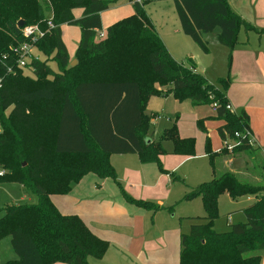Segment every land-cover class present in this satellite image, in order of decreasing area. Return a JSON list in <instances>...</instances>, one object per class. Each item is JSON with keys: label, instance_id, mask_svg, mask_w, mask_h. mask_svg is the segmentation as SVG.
Returning <instances> with one entry per match:
<instances>
[{"label": "trees", "instance_id": "obj_1", "mask_svg": "<svg viewBox=\"0 0 264 264\" xmlns=\"http://www.w3.org/2000/svg\"><path fill=\"white\" fill-rule=\"evenodd\" d=\"M116 1L89 2L83 6V15L75 18L69 0H0V170H5L0 184L19 182L37 196L36 203L2 208L0 238L10 237L17 255L2 264H90V258H103L109 243L79 216L61 213L51 196L68 194L89 173L120 185L110 160L113 153H137L142 162L157 163L161 171L178 179L160 160L168 153L164 142L173 143L172 152L194 153L195 140L181 138L176 125L158 141L149 137L152 115L146 110L152 96L172 93L178 101L217 103L216 117L224 120L219 128L224 144L226 139L235 141L233 151L244 154L254 147L245 134L250 131L249 115L227 108L230 78L216 85L192 64L178 61L145 10L144 0H130L134 13L103 30L101 13ZM173 3L183 32L206 53L205 33L218 30V40L232 50L241 29L264 32L245 21L228 0ZM63 24L81 29L75 65L62 39ZM27 25H39L45 31L34 44L45 58H34L21 67L15 49L28 40L23 33ZM100 31L105 32L102 38H98ZM51 60L57 62V70L49 65ZM25 68L33 74L25 73ZM205 145L214 168L215 157L228 152V147L215 152L209 137ZM121 190L133 204L165 208ZM221 193L233 199L255 198L244 209L246 221L230 223V229L222 232L213 226ZM197 196L202 198L206 216L194 217L200 221L194 219L189 232L182 234L180 264H264L260 254L251 253L264 251V185L225 171L189 188L183 199Z\"/></svg>", "mask_w": 264, "mask_h": 264}, {"label": "crops", "instance_id": "obj_2", "mask_svg": "<svg viewBox=\"0 0 264 264\" xmlns=\"http://www.w3.org/2000/svg\"><path fill=\"white\" fill-rule=\"evenodd\" d=\"M92 1L94 0H69L74 17L80 18L83 15V6ZM228 1L232 9L245 21L264 30V0ZM133 13V6H110L101 13L103 30ZM151 19L165 45L178 61L188 66L192 64L196 71L216 85L220 79L230 78L226 90L229 104L234 112H246L249 115L253 146L264 161V32L241 29L239 42L232 50L218 40L215 31L205 33L203 38L209 46L206 53L191 44L181 26L171 31V23L167 18L160 16ZM61 28L62 39L72 60L81 38V29L69 24H63ZM190 103L187 119L179 120L181 138H190L188 136L193 134L200 122L206 129L203 130L205 144L209 137L212 150L222 151L224 140L219 128L224 125V120L216 117L217 110L213 105H197L192 101ZM148 106L147 112L155 115L152 124L157 127L158 122L165 116L158 111H152ZM170 118L166 117L169 121ZM150 136H154V131L150 132ZM164 147L168 153L161 155L163 167L169 172L174 171L172 173L178 179L174 180L171 174L161 171L156 163L142 162L137 153H113L110 160L120 185L112 178L101 179L89 173L74 184L68 194L51 196L61 213L79 216L95 235L109 243L104 257L90 258V264H180L181 237L193 223L186 226L184 215H177L174 206L193 186L185 183L186 189L180 184L184 176L177 174L187 157L175 155L170 152V148ZM241 154L244 153L234 151L217 155L214 168L210 160L212 179L225 171L243 176L241 174L245 171L239 169L237 162L241 159ZM192 174L201 178L204 176L200 167ZM121 188L134 199L151 201L165 208L153 210L133 204L126 199ZM249 199L255 201L254 197Z\"/></svg>", "mask_w": 264, "mask_h": 264}, {"label": "rangeland", "instance_id": "obj_3", "mask_svg": "<svg viewBox=\"0 0 264 264\" xmlns=\"http://www.w3.org/2000/svg\"><path fill=\"white\" fill-rule=\"evenodd\" d=\"M129 5L133 6L130 0H117L111 6H124ZM143 6L145 10L148 12L150 17L157 19L160 16L167 18L171 23V31L175 28L180 27V21L178 19L177 12L175 10V6L173 0H144ZM125 18V17H124ZM123 19V18H122ZM179 22V23H178ZM107 31V30H106ZM218 31V30H217ZM217 31H215L217 33ZM211 36V34L209 35ZM191 44L193 46L199 47L190 36H188ZM33 53L38 55L40 58L44 59L45 56L37 51V49L33 48ZM76 62L73 64H77ZM49 65L54 69H58V64L55 60L49 61ZM72 65V64H71ZM25 73L33 74L32 71L28 68H25ZM165 88V87H164ZM156 97V98H153ZM152 98V100H151ZM151 104L148 106L152 109V111L160 112L164 114V119L159 121L157 127H154L152 124V119L154 118V113L147 114L152 115L151 124L149 125V132L154 131L153 140L158 141L163 136L166 129L172 128L176 125L177 133L181 137V131L179 126L180 118L186 120L188 114L190 113L189 108L191 107V101L189 99H185L180 103L172 93L167 94L166 96H152ZM149 104V102H148ZM208 105V104H206ZM166 117L170 118L166 119ZM1 122H0V131H1ZM200 137H197V135ZM149 137L151 138L150 134ZM188 137H193L195 140L194 153H175L173 150V143L171 141H165L164 146L170 148V152L181 156L187 157L185 163L180 168V171L177 173L181 176H184L183 181H180V184L183 185L186 189L185 183L189 186H197L198 184L209 181L213 177L212 169L210 166V159L206 154V145H205V134L204 131L199 127H195L193 134H190ZM233 149H228V153H233ZM252 154V156H249ZM241 159H238L239 169L241 171H245L241 175V179L244 181H248L258 185H264V161L263 157L259 154L257 148H252V151L246 154H241ZM161 160V157H160ZM162 162V160H161ZM157 164V163H156ZM163 165V163H162ZM200 167L202 169L203 177H197L192 174V172ZM242 167V169H241ZM171 172V171H170ZM174 172V171H172ZM175 173V172H174ZM247 174V175H246ZM240 175V174H239ZM244 175L246 177H244ZM259 180H256V178ZM202 179V180H200ZM189 190V189H188ZM249 197L252 196H242L239 199H233L227 193H221L219 195V204H218V216L214 221V229L216 231H227L230 229L229 223H239L246 221V215L244 209L250 206L254 200H250ZM37 196L28 191L25 186L19 182H5L0 184V218L3 216L4 211L2 208L8 204H19V203H36ZM177 215H184L183 220H185V224L190 225L191 223H195L196 221H200L199 218L194 217H204L206 216V211L203 205L202 198L200 196L193 197L190 199L180 200L175 206ZM198 219V220H195ZM190 227V226H189ZM189 227H186L188 230ZM189 232V230H188ZM187 232V233H188ZM252 254H260L264 260V251H255L251 252ZM17 255L13 251L11 246L10 237H1L0 238V264L5 263L6 261L16 258Z\"/></svg>", "mask_w": 264, "mask_h": 264}, {"label": "built area", "instance_id": "obj_4", "mask_svg": "<svg viewBox=\"0 0 264 264\" xmlns=\"http://www.w3.org/2000/svg\"><path fill=\"white\" fill-rule=\"evenodd\" d=\"M137 1L141 2L142 0H137ZM48 25L53 26L52 21L49 20ZM23 33L24 36L28 38V40L15 49V51L19 54L18 65L21 67L26 66V64L32 59L39 58V56L34 54L32 50L35 47L34 46L35 42L45 34V31H43L39 25H27L24 27ZM104 36H105L104 31L98 32V38H102ZM213 106L216 109L217 103H214ZM227 108L232 110V106L229 103L227 104ZM245 134L250 138V140L253 141V136L251 135V131H247ZM235 135L238 137L239 133L236 132ZM235 144H236L235 141L226 139L224 145H226L228 149L232 150ZM4 173L5 170H0V175H3Z\"/></svg>", "mask_w": 264, "mask_h": 264}, {"label": "water", "instance_id": "obj_5", "mask_svg": "<svg viewBox=\"0 0 264 264\" xmlns=\"http://www.w3.org/2000/svg\"><path fill=\"white\" fill-rule=\"evenodd\" d=\"M24 24H25V21L21 19V20L19 21V25H20V26H23ZM75 62H76V60H73V61L71 62V64L73 65Z\"/></svg>", "mask_w": 264, "mask_h": 264}]
</instances>
